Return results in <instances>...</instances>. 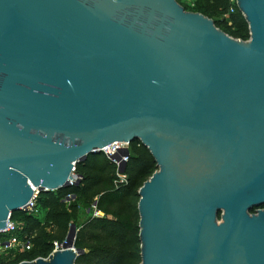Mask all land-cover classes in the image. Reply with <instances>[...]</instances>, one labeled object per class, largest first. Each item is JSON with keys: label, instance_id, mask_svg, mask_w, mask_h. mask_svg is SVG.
I'll use <instances>...</instances> for the list:
<instances>
[{"label": "water", "instance_id": "1", "mask_svg": "<svg viewBox=\"0 0 264 264\" xmlns=\"http://www.w3.org/2000/svg\"><path fill=\"white\" fill-rule=\"evenodd\" d=\"M236 5L248 40L176 0H0V229L139 140V264H264V0ZM75 234L19 264H75Z\"/></svg>", "mask_w": 264, "mask_h": 264}, {"label": "trees", "instance_id": "2", "mask_svg": "<svg viewBox=\"0 0 264 264\" xmlns=\"http://www.w3.org/2000/svg\"><path fill=\"white\" fill-rule=\"evenodd\" d=\"M176 1L187 11L209 17L229 36L249 39L245 18L237 7L229 12L228 0H196L191 9L182 0ZM129 151L124 183L114 184L118 179L116 166L103 152L90 154L75 164L78 183L40 192L35 200L36 211L12 212L17 227L13 232L1 233L0 243L4 245L15 237L22 243L28 242L30 248L7 249V255L0 254V263L19 264L37 257L46 258L53 250V243H62L74 224V247L82 250L75 264H139L138 189L157 166L139 140L130 143ZM69 195L71 198L66 201ZM260 208L264 209V205ZM94 211L100 214L95 215ZM82 212L87 217L81 218Z\"/></svg>", "mask_w": 264, "mask_h": 264}, {"label": "built area", "instance_id": "3", "mask_svg": "<svg viewBox=\"0 0 264 264\" xmlns=\"http://www.w3.org/2000/svg\"><path fill=\"white\" fill-rule=\"evenodd\" d=\"M229 3H230V8H229V12H233L234 10V7H237L236 5V1L237 0H228ZM129 145L128 143L126 142H114L108 146H106L105 148L102 149V152L112 161V163L115 164L116 166V175H117V180L114 181V184L117 185L119 183H124L126 181V175L123 173H120L119 172V167L121 166L122 163H126V161L128 160V157H129ZM125 149H128V153H125ZM36 197H37V192L35 191L34 192V195L32 197V199L29 201V203L27 204V208L28 210L30 211H36L35 210V200H36ZM71 198V196H67V199L69 200ZM94 207V206H93ZM94 214L95 215H98L100 214V212L98 211H94ZM17 225L16 223L14 222V220H12L11 216L7 218L6 220V225L3 229H0V234L1 233H10V232H13L15 229H16ZM19 242L18 240H16L15 237H12L9 241H7L4 245H1L0 243V251L2 250L3 247H7V246H10V244L12 242ZM18 244V243H16ZM21 246L24 247L25 249H29L30 248V245L28 242L26 243H22L21 242ZM62 246H61V243H57V242H54L53 243V250H58V249H61ZM0 264H3V263H0Z\"/></svg>", "mask_w": 264, "mask_h": 264}, {"label": "rangeland", "instance_id": "4", "mask_svg": "<svg viewBox=\"0 0 264 264\" xmlns=\"http://www.w3.org/2000/svg\"><path fill=\"white\" fill-rule=\"evenodd\" d=\"M196 2V0H182V3L185 5V6H188L189 9L193 8L194 7V3ZM68 201V199L66 200ZM40 217H42V213L39 214ZM84 217H87V214L82 212L81 213V218H84ZM18 243V244H16ZM24 247L21 246V242H12L10 244V246H7V247H3L2 250L0 251V254L2 255H7V249H23Z\"/></svg>", "mask_w": 264, "mask_h": 264}, {"label": "flooded vegetation", "instance_id": "5", "mask_svg": "<svg viewBox=\"0 0 264 264\" xmlns=\"http://www.w3.org/2000/svg\"><path fill=\"white\" fill-rule=\"evenodd\" d=\"M251 212H255V209H254V211H251Z\"/></svg>", "mask_w": 264, "mask_h": 264}]
</instances>
